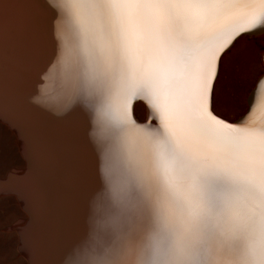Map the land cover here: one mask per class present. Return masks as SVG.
Wrapping results in <instances>:
<instances>
[{"label": "snow or ice", "instance_id": "snow-or-ice-1", "mask_svg": "<svg viewBox=\"0 0 264 264\" xmlns=\"http://www.w3.org/2000/svg\"><path fill=\"white\" fill-rule=\"evenodd\" d=\"M258 34L264 0H0V123L29 160L0 186L34 247L54 216V264H264V71L242 106L220 88Z\"/></svg>", "mask_w": 264, "mask_h": 264}, {"label": "rangeland", "instance_id": "rangeland-1", "mask_svg": "<svg viewBox=\"0 0 264 264\" xmlns=\"http://www.w3.org/2000/svg\"><path fill=\"white\" fill-rule=\"evenodd\" d=\"M264 48V34L240 39L232 51L224 58L220 88L231 96L239 93L238 102L242 106L243 94L252 77L263 71L258 49ZM223 110V105H220ZM15 133L4 123H0V180L9 171L22 175L24 159L20 154ZM25 167V168H24ZM26 221L21 202L13 193L0 192V264H27L20 249L18 228Z\"/></svg>", "mask_w": 264, "mask_h": 264}, {"label": "bare ground", "instance_id": "bare-ground-1", "mask_svg": "<svg viewBox=\"0 0 264 264\" xmlns=\"http://www.w3.org/2000/svg\"><path fill=\"white\" fill-rule=\"evenodd\" d=\"M262 65L264 71V63H262ZM6 126L15 133L18 139L20 154L24 159V164L26 167V168L24 167L25 170L23 171L22 174L24 175V173L28 169L29 160L24 147L23 137L20 136L16 131H14L8 125ZM1 191L4 192L2 190V186H0V192ZM10 193H13L17 197V199L21 202L22 209L26 216V221L24 225L18 228L17 231L19 235L20 249L23 251L25 259H27V264H54L57 231H58V223L56 218L53 216L50 222L48 223L46 246L43 249L37 250L33 245V231L31 229V220H32L31 213L33 209L30 205L27 192L25 191L24 187L21 186V188L18 191H13Z\"/></svg>", "mask_w": 264, "mask_h": 264}]
</instances>
